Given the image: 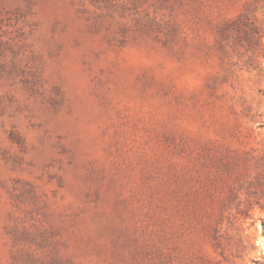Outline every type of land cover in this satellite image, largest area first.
Masks as SVG:
<instances>
[{
  "label": "rangeland",
  "instance_id": "374dc122",
  "mask_svg": "<svg viewBox=\"0 0 264 264\" xmlns=\"http://www.w3.org/2000/svg\"><path fill=\"white\" fill-rule=\"evenodd\" d=\"M251 25L264 0H0V264H264Z\"/></svg>",
  "mask_w": 264,
  "mask_h": 264
},
{
  "label": "trees",
  "instance_id": "16d2710c",
  "mask_svg": "<svg viewBox=\"0 0 264 264\" xmlns=\"http://www.w3.org/2000/svg\"><path fill=\"white\" fill-rule=\"evenodd\" d=\"M235 22V21H233ZM250 30L252 32V37L255 38V40L258 42L261 39H264V32L257 26V25H251Z\"/></svg>",
  "mask_w": 264,
  "mask_h": 264
}]
</instances>
